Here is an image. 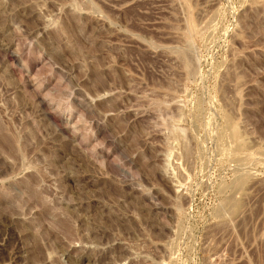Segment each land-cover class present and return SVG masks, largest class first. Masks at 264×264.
<instances>
[{
  "label": "rangeland",
  "instance_id": "rangeland-1",
  "mask_svg": "<svg viewBox=\"0 0 264 264\" xmlns=\"http://www.w3.org/2000/svg\"><path fill=\"white\" fill-rule=\"evenodd\" d=\"M0 264H264V0H0Z\"/></svg>",
  "mask_w": 264,
  "mask_h": 264
},
{
  "label": "bare ground",
  "instance_id": "bare-ground-1",
  "mask_svg": "<svg viewBox=\"0 0 264 264\" xmlns=\"http://www.w3.org/2000/svg\"><path fill=\"white\" fill-rule=\"evenodd\" d=\"M190 64V63H189Z\"/></svg>",
  "mask_w": 264,
  "mask_h": 264
}]
</instances>
